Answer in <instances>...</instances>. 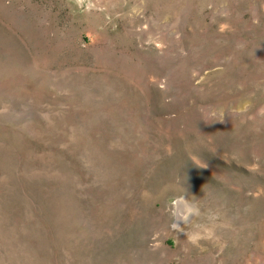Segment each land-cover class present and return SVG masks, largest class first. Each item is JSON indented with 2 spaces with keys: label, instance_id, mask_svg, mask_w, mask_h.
Masks as SVG:
<instances>
[{
  "label": "rangeland",
  "instance_id": "374dc122",
  "mask_svg": "<svg viewBox=\"0 0 264 264\" xmlns=\"http://www.w3.org/2000/svg\"><path fill=\"white\" fill-rule=\"evenodd\" d=\"M0 264H264V0H0Z\"/></svg>",
  "mask_w": 264,
  "mask_h": 264
}]
</instances>
